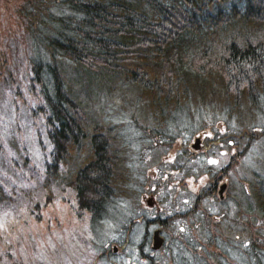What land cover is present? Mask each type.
<instances>
[{"label": "trees", "instance_id": "1", "mask_svg": "<svg viewBox=\"0 0 264 264\" xmlns=\"http://www.w3.org/2000/svg\"><path fill=\"white\" fill-rule=\"evenodd\" d=\"M17 14L26 43L11 65L0 53V107L12 105L13 119L0 114V264L57 201L109 264H123L113 244L159 264L154 229L162 264H264V174L254 169L264 170L254 149L264 138V0H22ZM220 124L227 131L210 138ZM195 136L210 153L214 143L237 150L250 176L240 190L218 198L230 163L191 157ZM173 151L177 166L165 161ZM179 166L208 176L186 205L168 187Z\"/></svg>", "mask_w": 264, "mask_h": 264}, {"label": "rangeland", "instance_id": "2", "mask_svg": "<svg viewBox=\"0 0 264 264\" xmlns=\"http://www.w3.org/2000/svg\"><path fill=\"white\" fill-rule=\"evenodd\" d=\"M21 3L22 0H0V53L6 47L7 54L10 56L8 58V65H11V60L15 58L13 52H17V50L26 43L25 31L23 30L17 14V10ZM10 107H12V105L7 104H2L0 107L2 123H5L9 127L13 124V119L10 117ZM223 130L227 131V129L220 124L218 127H215V130H213L211 134H209V137L211 138L213 136L214 131H218L221 134L224 132ZM25 139L30 154L32 152L36 155V152L31 149L33 145H31L32 140L29 130L27 131ZM194 139L195 138H192L191 142L188 144L191 157L195 155L193 154L195 153L194 150H191L190 148L194 143ZM204 139L205 138H203V141ZM230 145L231 143H229V146ZM216 146H219L220 148L214 150ZM210 148L212 151H215L216 154L211 152L206 161L207 165L214 166L215 168H223L224 165L230 163L231 169L234 170L227 172V178L223 181V183L228 184V188L225 191V196H227L229 192H234L239 186H241V183L243 182L241 176H247V178L250 176L243 168H241L243 161L240 165L241 160L236 159L233 148L227 149L224 144L221 143H214ZM254 149L255 156L261 163L264 159V138L254 146ZM201 151V154H203L202 156H207L208 153H210L207 146L201 147ZM169 154L165 158L167 163L171 164V161L174 160L181 163L180 158L176 157V153ZM149 161L157 166V159L150 156ZM212 161H215V163H212ZM153 165L152 169L155 168ZM255 167L258 169L262 168L259 163H257ZM156 168V175H158L160 171L158 167ZM256 168H254L256 173L263 176L264 170H262L263 172H260ZM166 174L170 175L171 172L170 174L166 172L165 176ZM170 177L172 179L170 180V183H168L169 189L172 188V190L175 191V195L177 194V199L175 200L178 201L179 204L185 205L190 203V198L194 193L201 188H204L208 183L207 175L189 177L188 175L182 176L180 172L179 175L172 174ZM166 182L167 179L161 181L162 184H165ZM161 195H163V192H160V196ZM153 197L157 199L156 196L153 195ZM149 199H151L150 195H146L143 203H148ZM178 209H180V207H178L177 210ZM180 210L182 212V209ZM155 212L156 209H154L153 213ZM25 225V229H23L21 234V239H19L20 241L18 240L19 242H15L13 250L8 252L11 261L7 264H109L108 262L98 260L99 256H97L90 247L91 236L89 235L88 225L85 224V222L81 223L63 201L55 202L53 207H43L37 218L35 220H28ZM85 225L86 230L84 228ZM256 227L258 229V225H256ZM139 234H141L140 231ZM16 238L17 235L14 236V240ZM136 241L138 243L139 240L137 239ZM114 246L115 244L110 245V247ZM129 251L131 250L122 249L121 251V249H117L116 252L113 251V253L117 255V262H122L123 264H148L145 259H139V261H136L137 257L135 252L130 256ZM157 253L154 254L151 252L149 255L154 257V259H157L159 264H162L163 255L161 252ZM65 256H67L69 260L62 261L61 259L65 258ZM72 256L76 258L73 263ZM115 257L116 256L111 259L114 260Z\"/></svg>", "mask_w": 264, "mask_h": 264}, {"label": "water", "instance_id": "3", "mask_svg": "<svg viewBox=\"0 0 264 264\" xmlns=\"http://www.w3.org/2000/svg\"><path fill=\"white\" fill-rule=\"evenodd\" d=\"M192 147L195 150L199 149V147H200V139L199 138H196L195 143L193 144ZM225 189H226V185L222 184L219 188V191H218L220 199L223 198V193H224ZM152 205H153V201L151 198L148 200V206H152ZM163 241L164 240L160 236L159 230L154 231L153 237H152V249L158 250L162 246ZM114 250H116V248H114Z\"/></svg>", "mask_w": 264, "mask_h": 264}, {"label": "bare ground", "instance_id": "4", "mask_svg": "<svg viewBox=\"0 0 264 264\" xmlns=\"http://www.w3.org/2000/svg\"><path fill=\"white\" fill-rule=\"evenodd\" d=\"M260 180V179H259ZM259 180H255L256 182H259ZM248 184H245V185H243V188H246V189H248ZM240 188H241V186H239L237 189H239L240 190ZM261 186H260V183H256L255 184V189H254V191L257 193V191H259V192H261ZM259 194V193H258ZM168 234V236H171L173 233H167ZM161 237H162V239L163 240H165V236L162 234L161 235Z\"/></svg>", "mask_w": 264, "mask_h": 264}, {"label": "snow or ice", "instance_id": "5", "mask_svg": "<svg viewBox=\"0 0 264 264\" xmlns=\"http://www.w3.org/2000/svg\"><path fill=\"white\" fill-rule=\"evenodd\" d=\"M212 163H215V161H212Z\"/></svg>", "mask_w": 264, "mask_h": 264}]
</instances>
